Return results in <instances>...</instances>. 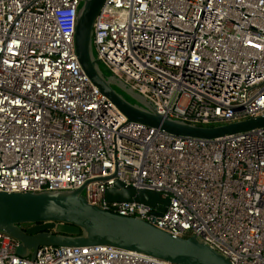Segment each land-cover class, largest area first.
Listing matches in <instances>:
<instances>
[{"label":"built area","instance_id":"built-area-1","mask_svg":"<svg viewBox=\"0 0 264 264\" xmlns=\"http://www.w3.org/2000/svg\"><path fill=\"white\" fill-rule=\"evenodd\" d=\"M83 0H0V192L71 191L230 264H264V128L200 139L129 122L75 52ZM97 63L158 115L213 127L264 114V0H105ZM123 187L168 198L164 212L108 203ZM0 264H172L110 246L39 247Z\"/></svg>","mask_w":264,"mask_h":264},{"label":"water","instance_id":"water-1","mask_svg":"<svg viewBox=\"0 0 264 264\" xmlns=\"http://www.w3.org/2000/svg\"><path fill=\"white\" fill-rule=\"evenodd\" d=\"M104 1H82L75 26V52L89 81L129 122L200 139L264 128V114L213 127L171 120L156 114L142 97L113 76L103 73L94 57L91 40L93 23ZM114 88L134 98L137 104L127 102ZM86 184L71 191L0 192V232L19 242L17 256L32 260L39 247L105 245L172 264H230L193 236L186 239L173 237L139 218L122 217L89 205L82 194ZM104 197L108 203L142 204L155 209L158 215L168 205V198H161L158 193L126 189L119 181L106 190Z\"/></svg>","mask_w":264,"mask_h":264},{"label":"rangeland","instance_id":"rangeland-1","mask_svg":"<svg viewBox=\"0 0 264 264\" xmlns=\"http://www.w3.org/2000/svg\"><path fill=\"white\" fill-rule=\"evenodd\" d=\"M100 69L103 71V73H107L105 71V69L103 68L102 65H100ZM121 96H123V98L129 102L130 104H137V102L135 101L134 98H132L131 96H129L128 94L124 93L123 91H121L120 89L118 88H114Z\"/></svg>","mask_w":264,"mask_h":264}]
</instances>
